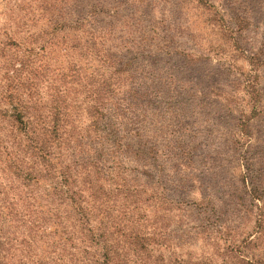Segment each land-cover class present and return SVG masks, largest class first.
Masks as SVG:
<instances>
[{
  "label": "rangeland",
  "instance_id": "1",
  "mask_svg": "<svg viewBox=\"0 0 264 264\" xmlns=\"http://www.w3.org/2000/svg\"><path fill=\"white\" fill-rule=\"evenodd\" d=\"M50 1L56 7L46 0H0V98L21 62L25 97L26 87L45 93L59 86L52 81L60 74H67L70 93L79 90L76 81L90 76L99 60L97 50L85 53L87 45L137 54L140 70L131 85L146 101L117 124L123 122L120 136L126 125L141 127L150 150L145 160L123 147L117 155L123 175L147 188L141 212L150 219L141 223L176 238L185 232L173 259L264 264V232L248 211L255 209L234 197L244 190L246 173L264 189V0ZM45 62L51 65L39 67ZM73 64L81 71L70 79ZM80 105L73 109L78 155L95 163L99 137ZM127 140L120 145L135 143ZM202 203L225 212L217 223L222 234L196 233L198 218L185 207Z\"/></svg>",
  "mask_w": 264,
  "mask_h": 264
},
{
  "label": "trees",
  "instance_id": "2",
  "mask_svg": "<svg viewBox=\"0 0 264 264\" xmlns=\"http://www.w3.org/2000/svg\"><path fill=\"white\" fill-rule=\"evenodd\" d=\"M46 1L56 7V2ZM54 12L60 14L57 9ZM88 49L97 50L99 60L90 76L84 75L85 82L76 81L79 90L70 93L65 88L67 74H60L52 81H60L59 86L52 84L45 93L37 86L26 87L24 97L23 87L28 85L18 73L22 74V66L26 68L21 62L0 98V264H195L191 258L173 259V247L180 248L185 232L176 238L161 231V226L154 225L150 231L149 225L141 223L145 217L150 219L141 212L147 188L127 179L118 161L117 152L122 147L141 160L150 150L143 145L141 127L126 125V136H120L123 122L117 124L129 109L146 101V93L139 94L131 85L133 74L140 70L139 57L110 46L87 45V55L95 52ZM50 65L45 62L39 67ZM70 70V79L81 71L75 64ZM38 75L35 72L34 78ZM124 86L127 91H121ZM81 103L99 137L101 148L95 163L78 155L81 148L74 137L78 112L74 110L82 108ZM124 137L135 139L133 146L128 142L120 145ZM103 140L109 146L102 145ZM108 160L115 167L102 164ZM244 165L249 170L252 164L247 160ZM259 180L251 173L243 175L244 190L234 197L249 201L255 210L248 211L256 213L263 233L264 189ZM185 208L198 218L196 233L209 237L223 233L222 224L217 227L225 220L222 209L203 203ZM213 245L219 247L218 243Z\"/></svg>",
  "mask_w": 264,
  "mask_h": 264
}]
</instances>
